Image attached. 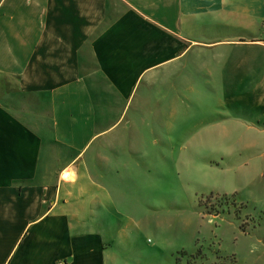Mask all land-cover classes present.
Masks as SVG:
<instances>
[{
  "label": "crops",
  "instance_id": "1",
  "mask_svg": "<svg viewBox=\"0 0 264 264\" xmlns=\"http://www.w3.org/2000/svg\"><path fill=\"white\" fill-rule=\"evenodd\" d=\"M194 42L235 73L264 70V0H0V264L123 263L85 227L102 194L80 167L98 140L89 82L129 97L161 74L187 79Z\"/></svg>",
  "mask_w": 264,
  "mask_h": 264
},
{
  "label": "rangeland",
  "instance_id": "2",
  "mask_svg": "<svg viewBox=\"0 0 264 264\" xmlns=\"http://www.w3.org/2000/svg\"><path fill=\"white\" fill-rule=\"evenodd\" d=\"M199 44L187 79L161 74L129 97L102 74L89 82L98 140L82 183L112 202L98 197L85 227L122 264H264V70L235 73Z\"/></svg>",
  "mask_w": 264,
  "mask_h": 264
},
{
  "label": "built area",
  "instance_id": "3",
  "mask_svg": "<svg viewBox=\"0 0 264 264\" xmlns=\"http://www.w3.org/2000/svg\"><path fill=\"white\" fill-rule=\"evenodd\" d=\"M60 264H65V262H60Z\"/></svg>",
  "mask_w": 264,
  "mask_h": 264
}]
</instances>
